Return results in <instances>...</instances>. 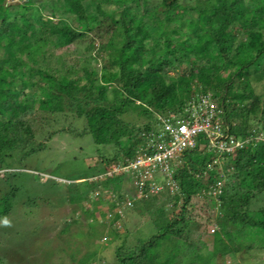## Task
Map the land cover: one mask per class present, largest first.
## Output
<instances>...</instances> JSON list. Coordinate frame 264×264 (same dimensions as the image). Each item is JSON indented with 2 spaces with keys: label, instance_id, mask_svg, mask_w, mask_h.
<instances>
[{
  "label": "trees",
  "instance_id": "16d2710c",
  "mask_svg": "<svg viewBox=\"0 0 264 264\" xmlns=\"http://www.w3.org/2000/svg\"><path fill=\"white\" fill-rule=\"evenodd\" d=\"M60 1L67 20L72 19L69 25L54 11L58 22H36L35 0L24 1L15 14V3L0 0V51L7 52L0 54V221H8L19 205L17 193L24 184L12 178L37 175L15 171L14 164L46 149L57 134L70 132L91 136L104 154L92 175L63 177L69 183L52 178L61 196L79 203L105 190L110 210L134 209L143 201L151 217L155 232L134 246H120L117 262L110 264H219L220 257L225 262L253 248L252 241L239 240L242 234L259 236L264 248V138L222 152L201 133L196 145L183 151L171 179L166 176L161 183L156 174L163 173L155 172L153 181L163 189L153 192L148 179L139 198L136 173L105 174L112 163L153 153L150 141H159L163 119H188L190 107L202 97L215 106L214 122L227 138L264 135V0H206L207 5L195 0ZM88 37L86 52L76 49L82 57L70 56L69 46ZM97 41L101 45L94 54ZM101 53L106 58L98 66L94 62ZM131 109L144 117L142 123L124 118ZM218 155L224 156L227 173L214 196L212 188L222 179L211 167ZM100 166L104 170H97ZM162 195L173 203L170 208L160 202ZM196 196L221 210L214 247L207 253L192 240L195 220L189 205ZM91 214L102 216L100 210ZM64 222L61 232L67 233L73 221ZM96 254L92 249L78 264Z\"/></svg>",
  "mask_w": 264,
  "mask_h": 264
},
{
  "label": "rangeland",
  "instance_id": "374dc122",
  "mask_svg": "<svg viewBox=\"0 0 264 264\" xmlns=\"http://www.w3.org/2000/svg\"><path fill=\"white\" fill-rule=\"evenodd\" d=\"M24 1L27 0H8L10 3H15L14 14L23 8ZM152 1L158 2V0ZM194 2L199 5L209 4L206 0H195ZM64 5L60 0H35V5L31 6V10L36 13L34 20L38 23L44 21L47 26L52 23L51 21L56 23L60 18L52 17L54 11L58 16L65 18L63 24L69 25L72 19L67 20L68 14L64 10ZM53 6L57 7V10H54ZM111 7L116 8L115 4H112ZM40 12L43 14L42 18L39 17ZM90 39L88 37L76 45L71 44L69 51L73 52L70 56L76 57L80 54L79 56L82 57ZM100 45L101 43L97 41V49L93 51L94 54L98 53ZM76 49L82 53L77 52ZM0 54L5 55L7 52L2 50ZM105 58L106 54L101 53L98 61L94 63L99 66ZM124 118L136 123L144 121V117H141L139 112L133 109L124 115ZM68 123L64 122L65 125ZM262 138L264 135L258 133L247 139L246 142L251 140L256 143ZM40 139L43 138L40 137ZM201 146L206 147V141H202ZM101 154L104 152L98 151L91 136L64 132L49 140L46 149L14 164L15 171H29L37 175L23 173L12 178L14 183L18 180L23 182L24 187L17 193L19 205L15 207L9 220L0 221V264H78L80 258L82 261L88 258L89 251L92 249H96L97 254L86 264H110L117 262V249L120 246L123 244L126 248L134 246L138 243V238L155 232L151 226L149 212L145 207H142L145 204L143 201H138L137 207L134 209L125 208L124 210L119 207L116 210H110L108 207L112 201L108 198V193L105 190L95 192L89 200L75 203L65 200L56 189L58 185L52 178L69 183L70 181L64 180V178L89 176L96 173L95 164L100 162ZM224 160V156L218 155L216 162L214 160L211 164V167L216 169L219 172L218 175L222 177L218 181L219 185L212 188L214 196H217V193L219 195L220 187L226 179L227 168L224 165ZM97 170H104V166L98 167ZM2 172L3 170L0 171V174ZM211 174L214 176L213 173ZM156 176L159 182L166 183L164 173L156 174ZM82 180L79 179L75 182L79 183ZM6 183L5 188L8 190L10 184L7 181ZM159 189L161 187L152 191L156 193ZM166 197L160 196V202H164L167 208H170L173 203H166ZM29 200L31 204H25ZM150 202H153V199ZM182 203L183 201L179 203L177 209H180ZM132 204L131 202L129 205ZM98 210L102 216L96 219L91 212ZM189 212H192L191 215L195 220L192 240L202 246L203 253L212 251L215 233L219 230L216 219L221 214V210L212 207L206 199L196 196L189 205ZM90 219L98 221L94 226H91L88 224ZM65 220L73 222L68 227L70 231L62 233ZM239 240L244 244H250L252 241L253 248L249 250L244 248L241 252H237L234 258L227 257L225 262L220 257L217 260L219 264H232L235 261L241 264H264V248H261L259 236L242 234ZM72 253L75 255L74 258L71 256Z\"/></svg>",
  "mask_w": 264,
  "mask_h": 264
},
{
  "label": "built area",
  "instance_id": "2783aa9c",
  "mask_svg": "<svg viewBox=\"0 0 264 264\" xmlns=\"http://www.w3.org/2000/svg\"><path fill=\"white\" fill-rule=\"evenodd\" d=\"M215 116V106L209 104L208 98L202 97L198 103H193L190 107L188 119L177 120L175 123L171 122L169 118L163 119L164 129L163 133L158 135L159 141L153 139L150 143L152 147H155L153 153L143 151L134 160L127 163H112L105 174L113 176L124 171L136 173L137 183L140 186L138 197H140L145 194V185L148 179L152 183V190L161 187L153 181L155 172L159 171L169 179L172 178L173 166L180 162L185 149L196 145V138L201 133L206 134L209 144L216 146L222 152H231L235 148L243 146L247 139L236 140L232 136L227 138L221 130L220 123L214 122ZM165 135L168 136L165 137ZM128 204H131V201H128Z\"/></svg>",
  "mask_w": 264,
  "mask_h": 264
},
{
  "label": "bare ground",
  "instance_id": "6f19581e",
  "mask_svg": "<svg viewBox=\"0 0 264 264\" xmlns=\"http://www.w3.org/2000/svg\"><path fill=\"white\" fill-rule=\"evenodd\" d=\"M150 143H151V141H150ZM214 146V145H213ZM161 188L163 189V187L161 186Z\"/></svg>",
  "mask_w": 264,
  "mask_h": 264
},
{
  "label": "clouds",
  "instance_id": "9594fccd",
  "mask_svg": "<svg viewBox=\"0 0 264 264\" xmlns=\"http://www.w3.org/2000/svg\"><path fill=\"white\" fill-rule=\"evenodd\" d=\"M176 167V164L173 166V168Z\"/></svg>",
  "mask_w": 264,
  "mask_h": 264
}]
</instances>
